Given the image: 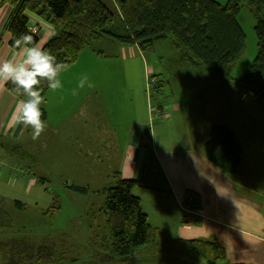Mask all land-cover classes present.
<instances>
[{
    "label": "rangeland",
    "instance_id": "rangeland-1",
    "mask_svg": "<svg viewBox=\"0 0 264 264\" xmlns=\"http://www.w3.org/2000/svg\"><path fill=\"white\" fill-rule=\"evenodd\" d=\"M103 1L116 16L119 15L115 0ZM216 1L226 3L228 0ZM240 4L239 21L246 33L247 47L232 73L231 81L222 82L207 69L201 68L202 73L198 75L204 78L193 84L195 88L187 91L190 97L184 102L189 103L190 108L205 104L206 127L225 125L236 131L244 148V173L247 174L253 171L259 149L264 155V108L238 85L256 55L257 45L254 31L256 18L247 0H240ZM117 46L110 39L93 43L89 48L95 52L102 51L109 58L98 56L96 52L100 61L95 60L92 64L89 59H84L73 69L76 71L63 77L64 83L71 84L65 86L62 83L63 87L56 93L60 97L59 103L65 102L66 95L69 98L75 96V90L78 106L84 105L78 112H73L69 120H61L64 115L51 113L44 131L49 130L51 134L48 146L44 138L32 140L27 133L21 145L6 146L0 150V200L13 221L11 229L0 230V264L19 260L18 252L26 243L53 246L60 264H207L197 259L188 247L180 245L174 237H170L171 242L161 250L145 247L128 260L106 258L95 250L104 225L96 213L106 201L105 195L98 191L110 185L107 181L109 175L113 176L112 182L117 179L115 171L124 149V128L132 118L133 110L134 88L124 75L123 63L115 57ZM144 55L148 61L153 105L160 104L170 113H175L171 89H178L177 79L185 72V67L177 63L179 52L169 38L159 41L154 51ZM107 62L110 64L107 65ZM85 74L90 82L95 80V89L99 93L88 100L87 96H82L80 88H76ZM108 74L111 79L106 80ZM159 80L164 85L159 84L161 87L155 88ZM108 84L118 93L113 104L107 101L104 94ZM84 88L86 93L87 84ZM200 95H205V99H197ZM78 106H71L69 110L74 111ZM67 127L71 128L69 133L75 135L69 142L64 139ZM209 134L205 130L197 145L207 142ZM259 164L261 166L255 174L257 185L264 182V164ZM245 183L247 192L251 193L249 185L252 186V180L246 178ZM66 184L89 188L91 193L82 195L73 192L65 188ZM255 197L264 203V193L255 194ZM16 202L24 205V209L17 208ZM46 211L49 214H43ZM251 257V254H237L235 261L252 264Z\"/></svg>",
    "mask_w": 264,
    "mask_h": 264
},
{
    "label": "trees",
    "instance_id": "trees-1",
    "mask_svg": "<svg viewBox=\"0 0 264 264\" xmlns=\"http://www.w3.org/2000/svg\"><path fill=\"white\" fill-rule=\"evenodd\" d=\"M247 2L256 18V55L238 85L264 108V0ZM115 3L118 16L103 0H0V5L13 7L5 25L11 48L19 50L15 41L24 34L33 37V44H39L40 36L31 33L26 15L32 13L56 29L43 49L54 55L58 63L65 64V71L80 60L86 47L104 39L137 46L146 53L154 51L159 41L170 38L179 52L177 63L180 67L205 68L220 81H231L247 47L246 33L239 21L240 0L226 3L216 0H115ZM96 52L98 56H105L102 51ZM42 87L45 99L50 91L47 82H43ZM5 88L16 98L26 99L15 93L11 82L5 84ZM42 112L45 120L46 111L42 109ZM204 150L209 161L224 174L235 176L242 170L244 149L230 128L213 126ZM116 177L110 186L98 191L105 195L106 201L96 213L104 225L95 250L106 258L128 260L137 256L141 249L157 244L156 229L143 212L140 198L134 194L141 182ZM65 188L82 195L91 193L89 188L76 185L66 184ZM183 205L191 210L200 209V196L187 191ZM15 206L24 209L19 202ZM12 225V218L0 200V230L11 229ZM187 246L197 259L207 264H234L229 262L226 248L216 240H189ZM18 254L19 260L9 261V264H60L54 247L49 245L26 243Z\"/></svg>",
    "mask_w": 264,
    "mask_h": 264
},
{
    "label": "crops",
    "instance_id": "crops-1",
    "mask_svg": "<svg viewBox=\"0 0 264 264\" xmlns=\"http://www.w3.org/2000/svg\"><path fill=\"white\" fill-rule=\"evenodd\" d=\"M12 11L13 7L10 4L0 5V61L18 56L20 53V50L11 48L10 34L5 31L6 22ZM26 15L30 27L40 30L38 45L43 48L55 35L56 29L32 13L27 12ZM117 45L119 46L116 47L115 57H119V61L123 63L124 75L134 88V93L132 118L124 128V149L115 172L121 179L141 182V187L136 188L134 194L140 198L143 212L156 229L157 244L151 248L161 250L171 242L170 237H174L180 245L186 247L189 240H216L226 248L230 263L247 264L235 261V256L251 254L252 264H264V203L255 197V194L264 193V182L257 185L255 180V174L261 166L259 162L264 164L262 149L258 150L259 155L254 159L252 173H244V157L239 174L235 176L224 174L207 158L204 150L206 142L202 141L197 145V140L205 134V130L209 134L213 127L204 125L207 120L205 104L200 103L201 107L190 108L189 103L184 102L190 97L187 91L195 88L193 84L204 78L198 75L202 73L201 68L185 67L184 74H180L177 79L178 89H171L175 113H170L162 105L154 106L152 103L151 79L144 53L137 46L118 43ZM89 49L91 48L86 47L80 60L60 75L59 78L65 86L71 83H64L63 77L76 71L73 69L81 65L84 59H89L92 64H95V60L100 61L95 50ZM105 57L109 58L107 55ZM109 64L110 62H107V65ZM113 68H116L115 65ZM109 79L110 74L106 76V80ZM94 82L95 80H92L91 83L94 85ZM160 83L163 84L162 81H157L156 87H159ZM79 90L83 92V97L87 96L86 100L93 94H99L95 85L88 87L86 93L85 88ZM56 93L58 90H50L41 105V109L46 111L45 122L51 118L53 112L64 115L61 120H69L72 113L78 112L84 105L82 103L78 106L76 95L72 98L66 95L65 102L59 103L60 97ZM104 94L107 95V101L112 104L115 96H118L110 84ZM197 99H205V95L204 97L200 95ZM19 102L20 99L12 95L5 88V84L0 86V150H4L6 146L21 145L27 133L29 139L32 138L30 137L32 129L17 123L13 118ZM76 105L78 108L76 107L74 111L69 110L71 106L74 108ZM118 124L121 129V120ZM70 129L67 127L64 134L67 142L75 138L74 133H69ZM230 129L238 137L236 131ZM48 131L40 136L47 142V146L51 139ZM111 175L107 178L110 185L114 182L111 181L113 178ZM246 178L252 180V186L249 185V188L253 193L246 190ZM187 191L200 196V209L191 210L184 207Z\"/></svg>",
    "mask_w": 264,
    "mask_h": 264
},
{
    "label": "clouds",
    "instance_id": "clouds-1",
    "mask_svg": "<svg viewBox=\"0 0 264 264\" xmlns=\"http://www.w3.org/2000/svg\"><path fill=\"white\" fill-rule=\"evenodd\" d=\"M15 46L20 50L19 55L0 61V86L11 82L15 93L26 97L16 105L13 118L17 123L30 127L32 139L37 140L47 127L42 119V83L47 82L51 91L61 89L63 85L59 77L67 66L58 63L49 51L33 44L31 35L20 36L15 41ZM86 84L88 87L94 86L85 74L79 79L77 87L82 89ZM76 94L74 90L73 95Z\"/></svg>",
    "mask_w": 264,
    "mask_h": 264
},
{
    "label": "built area",
    "instance_id": "built-area-1",
    "mask_svg": "<svg viewBox=\"0 0 264 264\" xmlns=\"http://www.w3.org/2000/svg\"><path fill=\"white\" fill-rule=\"evenodd\" d=\"M30 31H31L32 34L37 35V36L38 35L40 36V30L38 28H36V27H30Z\"/></svg>",
    "mask_w": 264,
    "mask_h": 264
}]
</instances>
